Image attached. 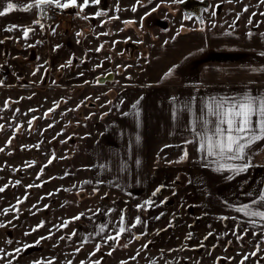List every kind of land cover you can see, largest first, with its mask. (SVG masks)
I'll use <instances>...</instances> for the list:
<instances>
[{
  "label": "crops",
  "instance_id": "1",
  "mask_svg": "<svg viewBox=\"0 0 264 264\" xmlns=\"http://www.w3.org/2000/svg\"><path fill=\"white\" fill-rule=\"evenodd\" d=\"M134 1L90 0L81 11L83 0H77V5L64 9L65 17L43 21L38 14L44 5L22 11L34 0H11L17 10L0 16V89L23 86L22 80L51 88L96 87L100 76L114 73L115 82L100 85L111 94L109 107L94 121L82 152L72 160L74 171L84 172L76 191L96 200L85 216L79 214L86 226L85 235L79 234L85 241L111 248L152 237L146 246H154L165 236V222L172 217L168 226L177 242L172 248L222 249L241 260L256 253L247 256V264H264V218L238 211L244 205L264 211V202L253 204L264 194V141L246 150L243 161H220L251 165L236 174L217 171V158L198 151L197 135L202 131L198 117L215 120L206 116L205 108L213 98L264 95V6L243 8L233 16L223 10L209 13L203 23L191 22L189 28L155 37L158 28L137 33L134 12L128 11ZM7 2L0 0V10ZM72 11L89 14L94 34L86 40L76 22L86 19L73 20ZM97 12L112 26L105 27L108 20L99 19ZM13 25L17 27L6 30ZM25 27L33 29L27 38ZM129 38L139 45L131 55L126 51ZM140 42L149 44L146 54ZM83 43L89 44L90 52ZM185 150L187 158L180 161ZM255 172H261L257 181ZM184 180L189 190L186 215L181 216L174 207ZM147 200L153 201L151 206L138 207ZM136 217L141 223L132 227ZM121 226L130 230L108 240Z\"/></svg>",
  "mask_w": 264,
  "mask_h": 264
},
{
  "label": "rangeland",
  "instance_id": "2",
  "mask_svg": "<svg viewBox=\"0 0 264 264\" xmlns=\"http://www.w3.org/2000/svg\"><path fill=\"white\" fill-rule=\"evenodd\" d=\"M157 5L160 7L155 12L170 20L171 29L179 30L181 22L188 20L184 19L186 13L179 8V3L141 0L138 7L135 0L138 10L133 13L130 7L128 11L133 13L132 18L136 17L139 33L145 31L141 17ZM256 6H264V2L212 0L203 11V21L209 13L223 10L226 16H233L240 9L249 11ZM79 13L84 19L88 17L85 21H76L81 37L86 40L94 34V29L88 26L89 14ZM101 16L99 19L108 20L104 26L111 27V20ZM159 34L167 35L158 28L154 36ZM132 42L136 43L130 39L126 45L130 55L139 48ZM140 43L146 54L149 44ZM82 46L90 52L89 44ZM22 84L18 88L0 89V188L4 189L0 192V224L4 225L0 227V264H241V261L247 264L246 259L223 253L222 249L172 248L177 242L169 228L173 221L171 215L165 222V236L157 245L146 246V240L152 237H142L134 243L128 241L109 249L99 247L97 251L95 242L85 241L79 234L85 235L82 217L94 207L96 200L76 191L82 187L80 179L84 172L74 171L72 160L82 152L94 121L108 109L111 94L100 85L51 88L42 84L32 86L25 80ZM180 182L174 208L185 216L189 188L187 181ZM80 213L83 215L79 219H73ZM17 248L21 251L16 252Z\"/></svg>",
  "mask_w": 264,
  "mask_h": 264
},
{
  "label": "snow or ice",
  "instance_id": "3",
  "mask_svg": "<svg viewBox=\"0 0 264 264\" xmlns=\"http://www.w3.org/2000/svg\"><path fill=\"white\" fill-rule=\"evenodd\" d=\"M99 2L100 0H91V3L93 4H99ZM151 2L152 0H149V3ZM164 2L165 0H161V3ZM171 2L183 3L184 0H171ZM262 2H264V0H262ZM89 3L90 0H83V3L79 4L78 7L82 11L85 7L89 6ZM50 4L67 9L70 6L77 5V0H66L64 3H61V0H34L33 4L20 8L19 10L29 11L32 7ZM137 4L140 5L141 0H137ZM159 7L160 5H157V8L152 9V11H156ZM13 10H17V4L9 0V2L3 6V9L0 10V16H4ZM116 10L119 11V7H117ZM136 10V6H133L132 11L135 12ZM246 10L247 9H245V11ZM95 15L98 17L101 15V13L97 12ZM148 15H151V12L145 13V17ZM145 17H141V26H143V20ZM87 18L88 17H85V19ZM111 18L118 19V17ZM191 18L192 17L190 15H185L184 17V19ZM197 18L200 19L201 23H203L202 18ZM35 23L38 24L39 21H35ZM124 23H135V21H124ZM249 23H251V20ZM16 27L17 26L13 25L6 30L12 31ZM31 31H33V29L25 27L23 29V37L27 38ZM178 34L179 33H177V35ZM104 35H107V33H104ZM102 47L103 45H101V48ZM99 50L100 49H97V51ZM261 55H264V53H261ZM67 63L70 65L72 60L69 59ZM37 71H39V69H37ZM138 104L139 100L133 105V108H136ZM205 108L206 116L215 117V120L210 121L204 117L197 118L202 124V131L197 133L199 136L198 151L204 153L206 156L217 158L215 161L219 164L217 171L227 169L229 171L235 172L236 174L246 171L247 168L251 166L249 163L236 165L231 163H220V161H243L245 160L246 150L250 149L252 145L256 144L257 142L264 141V95L254 96L251 93H245L241 96L231 98H213L205 106ZM137 115H139V113H137ZM139 139L140 137L137 136V140ZM186 143H190V141ZM187 155L188 153L185 150L183 156L180 157V161L186 159ZM51 162L52 161L49 160V163ZM17 183H19V181H17ZM2 191H4V189L0 188V192ZM159 191L160 188H157L156 192ZM153 195H155V193H153ZM259 202H264V194L260 195L259 201H253V204ZM152 203V200H147L144 202V205H138V207L142 208L145 205L151 206ZM238 211L249 217L264 218V211L253 210L252 205H244L240 207ZM73 219H79V216L74 217ZM140 223V218L136 217L135 223L132 225V227H135L136 224ZM252 223L255 224V221H252ZM121 225H123V217H121ZM3 226L4 225L0 224V227ZM63 226L66 227L67 225L65 224ZM126 230L130 229H125V227L121 226L119 227L116 236H109L107 239L117 240L118 237ZM101 231H103V228H101ZM37 243H39V241H37ZM25 247H30V245H25ZM96 250L99 251V246H97ZM257 250H259V248ZM15 251L20 252L21 250L17 248ZM255 254L256 253H252L251 255ZM244 259H248V257L245 256ZM241 264H243V261H241Z\"/></svg>",
  "mask_w": 264,
  "mask_h": 264
},
{
  "label": "flooded vegetation",
  "instance_id": "4",
  "mask_svg": "<svg viewBox=\"0 0 264 264\" xmlns=\"http://www.w3.org/2000/svg\"><path fill=\"white\" fill-rule=\"evenodd\" d=\"M211 2H212V0H184L183 3H179V8L182 9L186 13V15H190L193 18L192 20L188 19L186 22H181V26L179 27V30H181L182 28H189L191 22L201 23L200 19H198L197 17L202 18V20H203V15H204L203 11L211 5ZM150 12H151V15H148L146 17H145V15L143 16V17H145L143 20V26H144L143 28L145 30L144 32H147L148 30L151 31L155 28H159L163 31L176 30L173 28L171 29V22L167 17L160 16L155 11L154 12L150 11ZM73 13H77V12L72 11L69 14L72 15ZM239 14L241 15V13H239ZM73 20H79V19H73ZM137 33H139V32H137ZM111 81H113V80H111ZM111 81H107V82H105V84H107ZM98 83H99V81H98ZM105 84H100V85H105ZM46 169H47V167L45 168V170ZM79 247H82V246H79ZM99 247H103V246H99ZM104 248H106V247H104ZM107 249H109V248H107Z\"/></svg>",
  "mask_w": 264,
  "mask_h": 264
},
{
  "label": "built area",
  "instance_id": "5",
  "mask_svg": "<svg viewBox=\"0 0 264 264\" xmlns=\"http://www.w3.org/2000/svg\"><path fill=\"white\" fill-rule=\"evenodd\" d=\"M66 11L62 8L55 6L54 4L44 5L39 12L38 16L43 21H49L53 19H60L65 17ZM72 19H82L77 13H73Z\"/></svg>",
  "mask_w": 264,
  "mask_h": 264
},
{
  "label": "water",
  "instance_id": "6",
  "mask_svg": "<svg viewBox=\"0 0 264 264\" xmlns=\"http://www.w3.org/2000/svg\"><path fill=\"white\" fill-rule=\"evenodd\" d=\"M114 79V73L113 72H109L108 74L99 77V83L100 84H105V82L107 81H111Z\"/></svg>",
  "mask_w": 264,
  "mask_h": 264
},
{
  "label": "trees",
  "instance_id": "7",
  "mask_svg": "<svg viewBox=\"0 0 264 264\" xmlns=\"http://www.w3.org/2000/svg\"><path fill=\"white\" fill-rule=\"evenodd\" d=\"M260 175H261V172H255V173H253L252 174L253 180L257 181V179L260 177Z\"/></svg>",
  "mask_w": 264,
  "mask_h": 264
}]
</instances>
